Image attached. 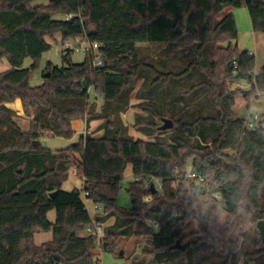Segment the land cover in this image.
<instances>
[{
	"label": "trees",
	"instance_id": "16d2710c",
	"mask_svg": "<svg viewBox=\"0 0 264 264\" xmlns=\"http://www.w3.org/2000/svg\"><path fill=\"white\" fill-rule=\"evenodd\" d=\"M35 1L0 0V63L10 65L0 69V264H95L97 248L120 256L132 241L151 260L131 264H212L216 253L236 254L250 228L258 250L249 256L264 254V114L249 128L234 109L240 94L249 106L264 95V65L257 69L235 43L232 12L246 6L264 36V0ZM56 33L99 43L103 65L95 67L91 53L72 63L64 52L67 65L49 63V76L33 87L31 75L52 48L46 37ZM242 82L250 89L232 87ZM91 89L103 98L100 109ZM134 94L148 115L136 114L133 127L147 139L130 134L122 117ZM17 99L28 130L8 106ZM165 119L173 127L162 129ZM79 120H103L102 135L57 150L34 145L72 138ZM129 168L126 209L118 193ZM73 172L82 188L64 190ZM84 193L103 208L95 217ZM204 194L229 215L225 223L216 208L199 210ZM95 223L105 228L100 244L87 231ZM41 233L52 239L38 245Z\"/></svg>",
	"mask_w": 264,
	"mask_h": 264
},
{
	"label": "rangeland",
	"instance_id": "374dc122",
	"mask_svg": "<svg viewBox=\"0 0 264 264\" xmlns=\"http://www.w3.org/2000/svg\"><path fill=\"white\" fill-rule=\"evenodd\" d=\"M46 1L49 0H36L33 4L38 5V3L40 2H46ZM232 12L236 19L237 30H238V39L236 40L235 43L238 45L241 51H249L252 55L253 54L256 55L257 69H260L264 64V36L261 33L255 32L253 30L251 18L246 6L232 9ZM46 39L52 45V48L50 51L42 55V57L39 60V66L37 70H35L31 75L30 84L33 87L40 86L43 84L45 80L44 74L45 72H47L46 66L49 63H52L54 66L57 67H63L67 65V61H65L63 56L64 52L66 53L67 51L64 50L63 48V43L65 41H62L61 35L56 33L51 37L47 36ZM86 56L87 54L83 53L82 51L74 50L70 53L69 59L72 63L78 64V63H83L86 59ZM31 63H32L31 60L27 59L25 66L28 67L30 66ZM7 67L8 68L10 67V65L7 62L3 61L2 63H0L1 70H6ZM140 85L141 83L138 85V87ZM232 87L234 89L240 88L242 90L250 89V85L245 82H242L240 84H233ZM90 100L97 101L99 109L103 104V98L99 95H96L94 89L90 90ZM246 101L247 100L242 94L236 97V106L234 107V109H236L240 117L247 120L251 117H254L255 115L264 114V106H263L264 95L258 92L257 95L252 98L251 105L249 107L247 106ZM143 103L144 101L136 99L134 94L131 100V106L128 108V111L122 115V117L125 123L129 126L130 134H132L135 138L147 139L145 136H143L133 127L136 114H140L143 116L148 115V112L144 110V108L141 107L140 105ZM16 120L23 128V130L29 129L30 119L28 116L24 114V111L20 114L17 112ZM95 124L96 125H94L95 126L94 128L96 129L92 131V134L97 135L99 134L98 130L101 125L98 127L99 123L96 122ZM89 127L90 125H88V128ZM78 141H79V135L72 142H69L67 139L59 138V137L44 138L42 139V146L50 147L52 149H62L72 144H75ZM132 179H133L132 169L129 168L124 180L120 184V190L118 193V205L122 208L127 209L130 208L132 205L131 197L127 192L128 183ZM151 183L156 188H158V190H161V188H159L161 183L158 179H153ZM199 197L201 198V203L199 205L200 211L208 212L212 208H216L219 214L220 224L225 223L229 219V215L223 209H221V207L217 204V201L213 199L209 194L200 195ZM83 199H85L84 195H83ZM146 199L149 200L150 197L148 196ZM95 206L96 205H94L91 201L87 202V208L92 217H95L97 212L99 213L102 212L103 210V208L98 205L99 210L96 211ZM55 214H56L55 212H52L49 215V219L53 220ZM113 222H114V218H111L106 222L105 225L106 226L112 225ZM195 225L197 226V224ZM51 237H52L51 233L37 234L35 237V242L39 245L42 242L50 239ZM256 238H257L256 230L254 228L248 229L244 234L242 246L236 254L229 256V255H220L216 253L214 255L212 264H264V254L255 258L249 256L250 253H253L258 250L256 245ZM142 248H143L142 244L136 245L135 242L132 241V243H130L124 249V257L117 256L112 252L104 251L100 248H97L95 250V257L98 258L101 264H131L135 258L138 259L143 258L144 260L150 261L151 260L150 257L142 256Z\"/></svg>",
	"mask_w": 264,
	"mask_h": 264
},
{
	"label": "built area",
	"instance_id": "2783aa9c",
	"mask_svg": "<svg viewBox=\"0 0 264 264\" xmlns=\"http://www.w3.org/2000/svg\"><path fill=\"white\" fill-rule=\"evenodd\" d=\"M74 17V14H69V15H65L63 17L64 20H69L71 18ZM100 44L99 43H93L90 42L87 38H76V39H72V40H67L63 43V48L64 50H66L67 52L69 51H82L85 54H92L94 57V61H93V65L95 67H100L103 65V54L100 50ZM258 118V115H255L254 117H251L249 119L246 120V125L249 128H254L255 127V120ZM196 175L194 173L190 174V177H195ZM201 181H203V178H200ZM161 188V185L160 187ZM85 199L84 202L87 205V202L89 201V199L87 198L88 194L84 193L83 194ZM83 197V196H82ZM97 210H98V205H96ZM95 230V231H94ZM92 228H88V233H93L95 234V236L97 237L98 243L100 244V240L101 238H103L105 236V228L103 225L95 223V229ZM95 264H101L100 261L95 263Z\"/></svg>",
	"mask_w": 264,
	"mask_h": 264
},
{
	"label": "crops",
	"instance_id": "0c3cea01",
	"mask_svg": "<svg viewBox=\"0 0 264 264\" xmlns=\"http://www.w3.org/2000/svg\"><path fill=\"white\" fill-rule=\"evenodd\" d=\"M50 1V0H49ZM49 1H46V2H40V3H38V5L39 4H47ZM34 5V4H33ZM37 5V4H36ZM254 55V54H253ZM255 57H256V55H254ZM264 65V64H263ZM8 68V67H7ZM6 68V69H7ZM247 102V106L249 107V104H248V101H246ZM8 106L9 107H11L12 109H14V110H16L19 114L20 113H22L23 112V106H22V101L20 100V99H17L15 102H13V103H9L8 104ZM236 106V105H235ZM21 111V112H20ZM235 112L238 114V112L236 111V109H235ZM239 115V114H238ZM239 117H240V115H239ZM242 118V117H241ZM99 123L98 124V127L102 124V122H103V120H96V121H92L89 125H90V127L88 128V125L84 122V121H81V120H79V121H75L74 122V129H75V134H74V136L72 137V138H70V139H67L69 142H72L78 135H79V140H80V138H81V136H85L86 134H89V133H91L92 134V131L94 130V129H96V128H94L95 126L94 125H96L95 123ZM30 126V125H29ZM98 133L99 134H97V135H95V134H93L94 136H101L102 135V131H100V130H98ZM64 139H66V138H64ZM42 142V141H41ZM50 148V147H49ZM52 149V148H51ZM53 150H57V149H53ZM82 185H83V181L81 180V179H79L76 175H75V173L73 172L71 175H70V177H69V179L64 183V185H63V189L64 190H67V191H71V190H73L74 188H82ZM95 209H96V211H98L99 210V207H98V210H97V207L95 206ZM52 212H55L56 213V211L54 210V211H51L50 213H49V215L52 213ZM98 213V212H97ZM48 215V216H49ZM55 220H56V214L54 215V217H53V220H51L50 219V221H52V222H55ZM85 234V232L84 233H82V235H84ZM36 237V236H35ZM52 239V237L50 238V239H48V240H46V241H44V242H47V241H49V240H51ZM44 242H42V243H44ZM41 243V244H42ZM40 245V244H39Z\"/></svg>",
	"mask_w": 264,
	"mask_h": 264
},
{
	"label": "water",
	"instance_id": "95a60500",
	"mask_svg": "<svg viewBox=\"0 0 264 264\" xmlns=\"http://www.w3.org/2000/svg\"><path fill=\"white\" fill-rule=\"evenodd\" d=\"M50 1H52V0H50ZM49 76V72L48 73H46L45 74V77H48ZM171 127H173V123H172V121L171 120H169V119H165L164 120V124L162 125V129H169V128H171ZM41 144V141H36V142H34V145L35 146H38V145H40ZM150 189H151V191L153 192V193H156L157 191H158V189L154 186V185H151V187H150ZM180 246V243L178 242L176 245H174L172 248H178ZM120 256H123L124 255V250H121L120 252Z\"/></svg>",
	"mask_w": 264,
	"mask_h": 264
}]
</instances>
